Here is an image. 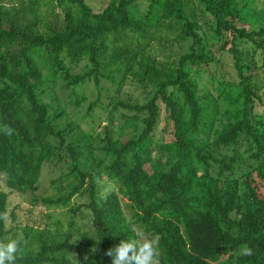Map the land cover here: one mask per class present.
<instances>
[{
    "label": "trees",
    "instance_id": "obj_1",
    "mask_svg": "<svg viewBox=\"0 0 264 264\" xmlns=\"http://www.w3.org/2000/svg\"><path fill=\"white\" fill-rule=\"evenodd\" d=\"M254 1L107 0L95 12L86 0H0V239L27 241L16 264H111L106 250L133 231L158 242L159 264H264V0ZM222 51L238 81L210 73ZM126 83L141 98L119 96ZM86 102L82 115L67 109ZM161 104L171 138L158 141ZM59 163L35 195L44 166ZM26 192L66 221L46 214L17 234L9 197ZM242 245L253 255L239 256Z\"/></svg>",
    "mask_w": 264,
    "mask_h": 264
},
{
    "label": "rangeland",
    "instance_id": "obj_2",
    "mask_svg": "<svg viewBox=\"0 0 264 264\" xmlns=\"http://www.w3.org/2000/svg\"><path fill=\"white\" fill-rule=\"evenodd\" d=\"M86 1L95 12L101 11L107 3V0H86ZM254 4L256 5L257 8L263 7L262 0H255ZM193 8H195V6ZM197 13L201 21L206 19L204 16H202L200 12H198V10H197ZM239 25L240 26L243 25L248 28L253 27V26H250L249 23L242 24V25L239 24ZM241 46L250 48L251 43L248 42L245 44H241ZM174 48H176V46H174ZM257 58H259L258 55H257ZM83 67H84V62H80L78 65L74 66V71L80 72L83 69ZM208 68L210 70V73L215 75L217 78L227 79L231 81H238V76H237L236 70L233 65V58L231 54L228 53L227 51L219 52L217 54V60L211 63ZM101 84L103 87L108 88L109 82L103 80ZM199 85L201 88H209V89L213 88V84L209 80L208 73L206 72L201 73ZM109 87L112 89L111 93H113V87L112 86H109ZM105 88L101 89L102 92H105L107 90ZM58 90L60 92L61 98L64 100V102H67L68 92L62 91L60 88H58ZM97 90L99 89L95 86V83L93 80L88 81L83 87V91L87 93L91 99L94 98V94ZM123 93H127V94L132 95L133 97H138V98H141L142 96L141 89L134 83L132 84L126 83L121 89V93L119 94V96H123ZM263 102H264V94H263ZM263 105L264 103L257 102V107H256L257 111H261L264 107ZM86 106H87V102L83 104L82 106H80L79 109L75 108L74 105L69 104L67 106V109L71 113L73 112V117H76L84 113ZM95 112H98L101 117L104 116L103 109L96 108ZM164 115H165V111H164L163 105L161 104L159 121L155 125V128L152 133L155 140H158V141L168 140L171 138V132H169V130L171 129V124L165 123ZM84 122L86 124L87 119ZM104 123L105 122L103 118H101L100 121L96 120L95 122V125L97 126L96 130L101 131V127L102 125H104ZM60 165H62V168L65 170L64 163H59V165L57 166H53V165L49 166L48 164L44 166L43 171H42V177L39 182V187L37 191H35V195L37 196L44 195L49 191L50 180L54 176H56V174L59 172V170L61 169L59 167ZM51 167L53 170L51 169ZM110 184L111 182L106 180V178L102 180L103 189L106 190V187H109ZM261 190L264 191V187L261 188ZM122 199L123 201H125V198H122ZM80 200H84V198ZM8 203H9L10 208H14L15 213H16V218L13 219L8 214V216H6L7 224L15 227V232L19 234L20 236L23 235V228L25 227H32L33 229H35V228L43 226L44 220L46 219L45 218L46 214H50V217H51L50 220L62 219L63 222L66 221V217L61 214V210L46 208L41 201H38L35 204L32 203V194L29 192H26L23 194L11 193ZM76 220H77V223L85 224L84 220H81V221H79V219H76ZM143 235L146 236L145 234Z\"/></svg>",
    "mask_w": 264,
    "mask_h": 264
},
{
    "label": "clouds",
    "instance_id": "obj_3",
    "mask_svg": "<svg viewBox=\"0 0 264 264\" xmlns=\"http://www.w3.org/2000/svg\"><path fill=\"white\" fill-rule=\"evenodd\" d=\"M6 134L11 130L4 126ZM27 245V241L13 235L0 239V264H16L18 253ZM159 246L154 238H148L142 233L133 231L132 235L119 240L117 244L107 249L105 255L111 264H159ZM239 256H251L253 251L247 245H242Z\"/></svg>",
    "mask_w": 264,
    "mask_h": 264
}]
</instances>
